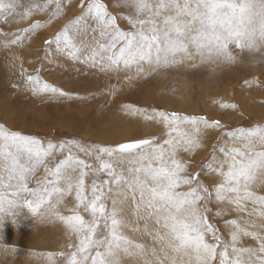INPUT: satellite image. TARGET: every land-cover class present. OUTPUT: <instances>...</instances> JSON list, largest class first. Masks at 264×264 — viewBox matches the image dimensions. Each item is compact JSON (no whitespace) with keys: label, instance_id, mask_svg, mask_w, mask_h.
Instances as JSON below:
<instances>
[{"label":"snow or ice","instance_id":"6c2138e0","mask_svg":"<svg viewBox=\"0 0 264 264\" xmlns=\"http://www.w3.org/2000/svg\"><path fill=\"white\" fill-rule=\"evenodd\" d=\"M134 3L137 13L145 18L128 17L133 32L122 31L100 0H92L87 8L100 24L99 36L108 38L106 44L97 40L92 51L101 60L105 58L101 54H110L107 60L115 68L134 66L138 73H143L145 64L150 70H157L197 55L202 61L222 57L224 62L231 63L235 58L230 45L249 49L264 45V0ZM56 4L58 15L59 0ZM15 6V0L7 4L0 0V11L14 10ZM31 14L27 10L23 16ZM78 23L66 26L55 41H63L77 51L69 32ZM28 81L38 86L33 91L42 88L67 95L47 83L41 85L39 77L29 76ZM146 118H158L167 129L168 138L162 143L144 138L112 147L85 146L77 141L45 143L0 125V227L5 226V217L16 215L14 209L24 206L42 219L58 217L77 238V244L70 245L74 250L67 264H122L125 256L143 260V264H264V255H260L264 254V236L231 220L228 223L235 230L230 234V242H226L207 215L213 201L232 204L244 212L248 203L264 209V196L253 190L258 180H264V126L224 133L231 138V145L219 149L224 160L214 159L207 166L208 171L221 177L210 189L199 174L188 173V164L177 154L203 146L201 125L219 129L223 127L221 122L163 111ZM187 126H191V131ZM258 146L261 150H257ZM73 149L94 157L98 167L74 155ZM57 154H63V158L50 166V158ZM124 164L132 165L127 174L117 171L116 165ZM41 168L43 175L30 188ZM90 170L93 174L106 173L111 179L94 180L89 185ZM73 195L75 204L68 209L72 214H60L57 209L64 198ZM129 211L132 219L126 215ZM126 229L150 237L153 246L149 248L130 239L124 234ZM242 236L257 239L259 247L238 248ZM244 253L247 260H241ZM149 256L152 259H147ZM48 259H52V254H48Z\"/></svg>","mask_w":264,"mask_h":264},{"label":"rangeland","instance_id":"374dc122","mask_svg":"<svg viewBox=\"0 0 264 264\" xmlns=\"http://www.w3.org/2000/svg\"><path fill=\"white\" fill-rule=\"evenodd\" d=\"M9 2L4 0L6 4ZM100 2L107 6L124 32L135 31L128 17L145 18L144 14L137 13L134 0ZM59 3L58 15H55L56 0H15L14 10L0 11V125L45 143L77 141L85 146L112 147L144 138H155L156 143H162L168 138L164 124L156 121L158 118H146L155 116L157 111L206 117L210 122L219 120L223 126L219 129L200 126L201 148L177 154L188 164V173L199 174V179L214 189L221 177L208 171L207 166L214 159L224 160L219 149L231 145V138L224 133L264 126V45L252 49L230 45L235 58L231 63L224 62L222 57L202 61L197 55L157 70H150L145 64V71L138 73L134 66L112 67L107 60L110 54H101L105 56L101 60L100 55L93 53L96 41L106 44L108 38L99 36V22L94 13L87 12L92 0H59ZM27 10L32 14L25 17L23 13ZM76 21L79 23L69 32L78 49L73 51L63 41L57 43L55 37ZM37 24L41 26L35 27ZM29 76L39 77L41 85L47 83L67 95L42 88L33 91L38 86L29 83ZM222 104L235 107L225 108ZM145 124L151 128L146 130ZM160 125L164 128L160 129ZM187 130L191 131V126H187ZM123 131L125 137L116 135ZM257 150H261L259 146ZM73 154L98 167L99 162L94 157L75 149ZM62 158L63 154L50 158V166ZM131 166L116 165L117 171L125 174ZM42 175L41 168L29 187H35V179ZM109 179L106 173L93 174L90 170L87 183ZM253 190L264 196V180H258ZM74 204V195L66 196L57 211L71 215L68 209ZM246 207L247 212L228 203L213 201L208 205V219L224 241L230 242V234L235 230L228 223L231 220H236L249 232L264 236V216H261L264 209L251 203ZM14 211L16 215L5 217V226L0 227V264H40L39 256L45 245L67 227L58 217L39 218L26 206ZM143 242L148 246L145 240ZM76 244L77 238L71 245ZM237 247L256 249L259 241L242 236ZM73 250L74 247L69 246L66 254L59 256L57 264H67ZM54 251L45 249L47 263L51 261L48 254ZM247 259L244 253L241 260Z\"/></svg>","mask_w":264,"mask_h":264},{"label":"crops","instance_id":"0c3cea01","mask_svg":"<svg viewBox=\"0 0 264 264\" xmlns=\"http://www.w3.org/2000/svg\"><path fill=\"white\" fill-rule=\"evenodd\" d=\"M54 223V222H53ZM142 223H141V227H142ZM54 231V229H53ZM58 230H55V232H57ZM130 229H126L124 234L127 235L130 239L135 240V242L140 243L141 241L143 242V240H145L146 244L148 245V247H152V240L150 237L146 236V235H142L139 232H136L133 234H131ZM64 235V237H63ZM139 235H141V238L139 240ZM70 236L69 240H67V238ZM65 238V239H64ZM134 238V239H133ZM76 236L73 234H70L69 230L66 228V231L64 233H62V231H60L59 234H57V236L54 239V236L49 240L51 242L48 241V243L45 245V249H51L53 251V249H55L54 253L52 254V259L50 261V263H47V261H45V249L43 251H41V255L39 256L40 258V264H57L58 258L60 255V253L66 254V252L68 251L69 246L75 241ZM67 240V243L65 242ZM57 242L63 244V246H59L60 244H58ZM55 243V244H54ZM66 243V245H65ZM144 244V242H143ZM65 245V246H64ZM147 259H152L151 256L147 257ZM131 262V263H130ZM122 264H143V260L137 261L135 258H129V257H123L122 258Z\"/></svg>","mask_w":264,"mask_h":264},{"label":"bare ground","instance_id":"6f19581e","mask_svg":"<svg viewBox=\"0 0 264 264\" xmlns=\"http://www.w3.org/2000/svg\"><path fill=\"white\" fill-rule=\"evenodd\" d=\"M154 120H152V122H153ZM156 121H159V120H156ZM155 122V121H154ZM151 123V122H150ZM152 124V123H151ZM156 124V122L153 124V125H155ZM158 124V123H157ZM157 124L155 125V126H157ZM161 124H162V122H161ZM153 125H151V126H153ZM144 127V126H143ZM145 127H147L146 128V130H148V128H151V127H149L148 125L146 126V124H145ZM154 128H156V127H154ZM154 128H152V129H154ZM164 127H161V125H160V129H163ZM125 129H126V127H125ZM158 129V128H157ZM156 129V130H157ZM145 130V131H146ZM118 130H116V132H117ZM148 132H150V131H148ZM117 136H119V137H125L126 136V134H125V132L123 131L122 133H118V134H116ZM115 135V136H116ZM111 138V137H110ZM216 176V175H215ZM217 177V176H216ZM256 210V209H255ZM256 212H257V215H258V210H256ZM126 215H128V217L130 218V219H132V214H131V212L129 211V212H126ZM131 234H133L134 235V233H136V232H134V231H129ZM139 240H140V238H141V235H139ZM134 239V238H133ZM134 241H136V239L134 240ZM144 241V240H143ZM140 243H143L142 241L140 242ZM254 247V246H253ZM131 263V262H130Z\"/></svg>","mask_w":264,"mask_h":264}]
</instances>
